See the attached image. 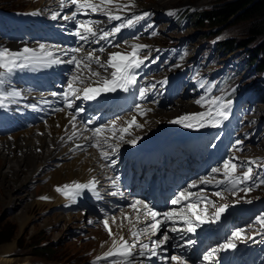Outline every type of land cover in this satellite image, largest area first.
Returning a JSON list of instances; mask_svg holds the SVG:
<instances>
[{
	"label": "rangeland",
	"instance_id": "obj_1",
	"mask_svg": "<svg viewBox=\"0 0 264 264\" xmlns=\"http://www.w3.org/2000/svg\"><path fill=\"white\" fill-rule=\"evenodd\" d=\"M139 1L143 3L141 5L143 7L154 8L153 3H167L168 8L178 6L177 9L185 10L184 14L189 13V16H191L189 18L190 22L186 25V28L183 32L178 31L176 32V35L187 39L192 50L198 47V53L201 54L203 52L202 54L206 58L211 56L212 60H210V63L212 65H216V71L224 68L222 77L217 83L214 84L209 96L226 97L231 93L228 98H232L238 96L242 92L243 95L240 101L245 103V108H250L245 116L248 118L255 117V120L258 122V126L263 127L262 130L257 132L247 131L248 134H246L244 138L239 139V135H233L242 126V115L240 116L242 111L238 106L234 112L235 117L231 116V119L225 120L219 127H215L218 133L213 136L212 140L208 144L203 142L201 143V146L198 150V155L196 157V165H199V167H219L222 165V161L225 158H229L231 156H238L242 162L255 160L257 164L264 165V145L260 147L261 143L264 144V121L262 118L260 119L259 115V113L264 112V72H258L252 65H250V62L247 61V51H242L243 49H237L233 52H223L217 48H212L210 44V42L222 37H226L227 35H229V37L241 38L245 24H229L225 27L216 26L215 29H217V31H214L213 35L206 37L205 34L212 29L208 27L195 26L193 24V15L197 12H202L204 10L213 8L222 0ZM34 6L35 4H23L20 2V0H0V11H21V9L25 10L27 7L31 8ZM163 11L164 10L160 11V13H163ZM16 15H19L17 17V22H10V27L6 29L12 33V36L15 35L14 33L20 32L24 26L23 16H21L19 13ZM178 17L184 18V15L179 14ZM14 26H16L15 29H13ZM163 26L164 25L160 23V29L163 28ZM171 39L172 37L168 38V40ZM10 41L11 39L9 37H2L0 35V46H10L12 45L10 44ZM15 46L19 47V45ZM249 48H251V46H249ZM173 54L181 55V51H174ZM102 78L103 77L97 79ZM7 80H9L11 86L6 87V90H10L11 87H14L22 92L20 97L15 98L14 101L10 102V109L12 111L19 110L20 116L18 117V120H23L28 115V113L33 110L32 105H34L33 101H29L30 97L25 98V96L28 95L27 91L30 89L31 79L27 75H18L16 77L10 76L7 78ZM222 90H225V92H221ZM135 97H138V92H136ZM184 97L189 100L191 99V96L189 95H184ZM231 101L233 106H235V101ZM136 104L137 103H134L132 111L127 113L125 118L135 116L136 120L140 124H143L142 128H137L139 130L138 133L141 135V131L149 125L159 128V124L156 123L154 116L155 109L159 105L158 100L153 98L149 101L143 100L139 102V104H141L144 109H151V111L146 112L145 115H140L137 112L135 109ZM184 105L188 108V110L193 109V107L189 105L188 101H185ZM103 109L98 112V115L101 114ZM171 110L173 109H169L167 111L170 112ZM205 110L206 108H204L203 111ZM167 111L164 112V114L168 113ZM177 111L180 113L182 110L177 109ZM36 115L37 116L28 118L27 122H34L37 121L38 118H43L42 114L39 112H37ZM167 116L172 115L169 114ZM112 120L113 119L107 118V120L102 122V124L109 125L111 124ZM256 121L252 119V122ZM24 124L25 123L20 124L18 126L20 128L18 129H29L33 127L34 131L37 132L36 127L42 126L47 128L48 132H51L48 128V125H50L51 122H46L45 120H43L42 123H37L35 125ZM9 131V128L1 129L0 135L2 136L0 137L11 138L12 134L20 132L21 130H13L8 133ZM212 131V129L209 130V135ZM237 140H243L242 145L239 146L242 148L241 151H237L236 147L234 146ZM36 152H40L38 147ZM117 153L112 155L111 159L115 160L117 158ZM189 157H191V155ZM14 158L15 159L11 157L9 160H0V173L7 172L10 174H8V179L5 181H2L0 178V236L5 238L9 237L7 240L0 242V251L2 248H9V244H13L12 252L8 257L14 258V264H92L97 256L102 257L103 254L107 252L112 246V238L109 236L108 231L104 228L102 222L103 219L107 217L111 222V226H116V223H112L111 218L113 216L118 218L120 215V217H122L124 212L129 211V204L134 200H137V197H125L124 194L123 197H125V199L121 198V196H118L119 198H117L115 202L111 203L109 199L112 198V194L103 196L104 193H102L101 197L102 199H105L104 201H102L101 198L100 201H97L93 197L90 198L87 196L86 199H84L88 200L86 202L80 199L75 198V200H73L70 198L68 201L64 202V204L53 205L43 204L40 199L39 201L35 200L36 202L33 204L35 193L40 195L43 192L46 193L50 191L49 189H51L53 175L57 171V168L62 165L63 161H60L59 164H55L54 162L48 165L43 164V171L38 179L35 181L28 180L25 184L21 185V183L24 181V178L31 174V168H26L25 171L20 174L19 179L10 178L13 173L11 169L18 168L17 159H20L16 157ZM189 159L191 158H188V160ZM247 166L248 165L245 164L244 167L240 168L238 171L242 173L247 169ZM108 169L110 171L112 167ZM139 178V182L143 180L140 176ZM120 179L121 177L119 178V182L121 181ZM144 179L146 180V178ZM260 180H264V167L253 166V179L246 182L245 184L240 185L239 188L236 189L235 196L231 191L228 190L227 185H224V192L226 195H229L230 204L231 202L235 203L234 199H241V197H244L242 203H246V205H248L251 209L250 211L243 214H241V211L237 210V213L239 214L237 216L238 225L240 227H247L249 230L261 233L259 240L261 241V247H264V232L261 231V226L255 222V218L261 213H264V184H260L259 187L255 186L259 184ZM119 182L117 181V183ZM143 182L145 181L143 180ZM119 184H121L124 188V192L126 191L125 187L129 186L128 182L122 184L121 181ZM53 186V189H55L56 185ZM98 186L99 188L102 187V189H105L104 185L98 184ZM248 187H251L252 189L250 192L243 191V189ZM111 193H113V191H111ZM126 195L128 194L126 193ZM138 199L146 201L149 204L148 199H142V194L139 195ZM255 199L257 202H254ZM248 201L251 202L249 203ZM103 202H105V204H103ZM86 203H88V205ZM100 203H102V205H100ZM98 204L99 208H109V205H112V213L110 210H107L108 212H104L105 215H102L93 206ZM119 206L122 207L123 211H120ZM248 214L252 215L247 216ZM131 216L132 218L134 217L133 214H131ZM26 217L28 218L27 222L23 225V227H21L22 221ZM89 221H92V223H89ZM117 226L119 227L118 224ZM125 226L123 228L124 230H126ZM164 231L165 229L162 228L161 234ZM35 245L47 246L49 256L45 258L32 255V252L36 251ZM171 246L172 245L169 240L166 245L158 250V256H161V258L157 256V259L160 261L163 260L165 264H168L169 262L165 261L163 257L173 254V251L170 249ZM165 248L167 249L166 252L163 250ZM111 259L113 258L110 257V260ZM115 259L120 258L115 257ZM106 260L107 259H102L98 261L97 264H110V260L108 262H106ZM157 264L161 263L158 261Z\"/></svg>",
	"mask_w": 264,
	"mask_h": 264
},
{
	"label": "snow or ice",
	"instance_id": "obj_2",
	"mask_svg": "<svg viewBox=\"0 0 264 264\" xmlns=\"http://www.w3.org/2000/svg\"><path fill=\"white\" fill-rule=\"evenodd\" d=\"M134 0H58V7L62 11L65 8H73L74 10L70 15H64L61 17V11H52L51 18L53 20L62 18L64 20H74L75 29L73 35L78 37L79 41L87 44L89 42L94 44H100L101 41H107L112 44L113 39L124 28H131L139 21L144 20L150 15L148 12H143L140 15H133L130 18H126L122 13L130 12L134 8ZM102 14L107 18L109 22L119 21L110 29H104L98 27L102 21L79 20L76 19L78 15ZM32 15L39 14V10L31 13ZM170 15L172 13H169ZM152 24H148L147 28H152ZM147 30V29H146ZM156 31H152L151 35L155 36ZM127 44V41H124ZM115 47H119L116 44ZM149 46L141 43H134L131 45V50L126 52L114 51L108 54L106 62H102L101 57L97 55V52H104L105 48L100 46L94 48L92 51L86 52L84 55H79L84 51L83 45L73 47L67 50L58 49L57 52L50 51L44 44L39 45V49L42 55H37L36 50L27 46L23 47L20 51H11L9 48L0 49V107L6 106V101H14L22 95V92L14 87L10 90H5L4 85L7 82V78L10 77L15 71L21 69H42L50 68L59 64H70L74 67V72L69 79L66 89L60 93L63 97L64 108L58 109L64 111L65 108L70 110L71 118L69 124L73 128V132L68 136V140H72L77 135L76 121L83 108L75 106V101L94 100L97 99L102 93L116 92L118 90L128 92L130 89L135 88L138 91L139 98L145 100L151 90L155 88V85L150 87L138 86L139 73L138 69L145 66V62L149 60L148 56H141L140 53ZM63 52V56L70 57L67 60L63 59L59 52ZM155 63V60L151 61ZM95 63L102 69H112L111 78L104 76L102 79H97L93 83L99 86L78 87V84H84L85 80H91V78L101 77V72L94 70L92 64ZM161 83H166L162 81ZM204 87L203 84L200 85ZM211 87L207 89V92H211ZM53 96L58 95L53 93ZM196 104L205 107L203 112H196L190 114H184L171 121L172 123L182 124L186 128L200 129L205 127H219L223 121L227 120L230 115L231 100L224 99L223 96H201L195 101ZM33 108L36 105H32ZM135 109L140 115H145L146 112L151 109H144L141 104L137 103ZM92 120L89 119L85 122L84 128L86 131H90L91 135L84 137L86 140L94 141L93 147L99 150L100 158L108 161L107 164H102V168H111L115 165L116 161L111 159V156L118 152L121 141L125 140L126 135H130V129L142 128L143 124H140L136 117L133 116L130 121L127 122V126L120 128L116 127V121L113 120L111 125H102L92 129H88L87 125L91 124ZM59 126V125H58ZM110 132L111 135L105 133ZM63 139V137L61 138ZM140 138L127 140V143L135 144ZM243 141L237 140L235 147L237 151H241ZM107 146L111 151L105 150L103 147ZM77 147H81L77 145ZM247 164V169L240 173L238 170L243 168ZM253 166L264 167V165L257 164L255 160L252 161H240L238 156H231L225 158L222 161V165L219 167H213L210 170L209 175L220 177L215 180L218 185H227L228 190L232 194L236 195V189L240 185L245 184L253 179ZM111 179L112 187H116L119 177L109 178ZM98 181L95 177L88 180L86 183L73 181L71 184H64L63 186H57L56 191L62 193L66 197H71L73 200L79 196L84 190L91 191L97 198H100V193L97 190ZM213 180L208 177H203L199 181H193L188 185V189L179 191L175 194V198L171 199L170 203L174 206L185 204L184 207H173L163 213L157 211L154 206L148 204L142 200H134L129 204V208L135 213V221H133L130 214H124L119 220V227L123 229L124 222L127 221L128 233L131 239L126 238L123 234L117 237L113 232L109 223V219L105 217L103 219L104 228L108 231L111 239L112 246L103 256H97L92 264H97L102 259L110 260V264H146L147 260L159 255L160 250L166 245L171 237V233H195L197 228L201 227L205 223H213L218 221L222 214L229 207L228 205H220L216 207L215 202L210 200L207 196H193L190 189L197 187L198 184H211ZM260 184H264V180H260L259 184L255 185L259 187ZM252 189L248 187L243 189L245 192H250ZM116 195L115 192L110 193ZM215 196H221L222 192L217 191ZM41 199H50L49 197H40ZM195 199L198 203H190ZM244 199V197H241ZM239 202V201H237ZM249 203L251 201H248ZM200 203H203V210L201 212ZM211 204L215 211L211 213V219H206L209 216L208 205ZM141 214L143 220H141ZM113 224L117 223V218L112 217ZM255 222L261 226V231L264 232V213H261L255 218ZM92 223V221H89ZM184 225V227H177L176 225ZM140 225H143L142 227ZM164 225L169 227L161 234V229ZM159 238L152 239V237ZM246 236V230L237 229L232 231L230 236L225 239L223 244L219 245V249H235L237 240H242ZM147 240V242H146ZM194 243L193 240H184L182 244L175 245L177 248L188 247ZM165 252L167 249H163ZM217 249H211L203 255L204 261H212L214 259ZM143 259L137 260L136 257ZM119 257L120 259H115ZM163 259L169 264H187V261L182 255L165 256Z\"/></svg>",
	"mask_w": 264,
	"mask_h": 264
},
{
	"label": "bare ground",
	"instance_id": "obj_3",
	"mask_svg": "<svg viewBox=\"0 0 264 264\" xmlns=\"http://www.w3.org/2000/svg\"><path fill=\"white\" fill-rule=\"evenodd\" d=\"M139 4L142 5L143 3L141 1H139ZM153 7L155 8V10H158L160 12L162 10L168 9V4L167 3H162V4H154L153 3ZM57 23L59 25H61V24H63V20L59 19V21ZM53 26H56V23L53 22ZM38 33L49 34V31L46 28H43V30L41 32H38ZM15 41L16 40H14L12 42L10 41V43L13 45H19V47L17 49L12 50V51H20L25 46L33 49L31 44H27V43L18 44ZM40 53H41V51H40ZM22 70L24 72H26L28 75H30V77L33 79L34 83L37 86H39L42 90H45L44 92H42L40 90L38 93H41V95H43V97L46 98L45 99L46 102H49V101L51 102V100H49V99L51 98V95L53 93H57V94L62 93V92H56L55 90L51 89V87H53V86H60V82L56 80L57 76L54 75L52 72H49L46 68L22 69ZM90 84L91 83H88L84 87H87ZM77 86L79 87V84ZM91 86L96 87V85H93V84H91ZM128 95H129V93H125L124 91H116V92H109L108 97H104L103 93H102L97 99L90 100V101L92 102V105H93L92 108L99 107L103 102H106V103L110 102V105H114L117 102V100H119V99L121 101H123L126 105H129L130 102L125 100L129 97ZM60 99H61L62 104L57 105L55 107L49 106L48 108H40L38 111L43 116L42 119L38 118V120H41V122H39V124L42 123L43 120H45L46 122H51V124L48 125V128L50 129L51 132H48V129L45 127L38 126V127H36L37 132L34 131L33 127H31L29 129H26V130L12 134L11 138L0 137V160H6V159L9 160L11 157H13V159H15L14 157L20 158V159H17L18 160L17 161L18 162V168L11 169L13 173H12V176L10 178H14V179L18 178L19 179L20 174L22 172H24L26 168L30 167L31 168V174L30 175L32 176V178L30 175L26 176L24 178V181L21 183V185H23L28 180H34L35 181L36 179H38L40 177V175L43 171L42 170V168L44 166L43 164L48 165L52 162H54L55 164H57V163L59 164L60 161H63L62 165H60V166L58 165L59 167L57 168V171L56 172L54 171L55 173H54L52 181H51V189H49L50 191H48L46 193L43 192L40 195H37L35 193L34 198H33L34 199L33 204L36 202L35 200L39 201L41 199L40 197H49L50 198V199H41L40 201H42L43 204H53V205L64 204V202L68 201L71 197H66L62 193L57 192L56 188L53 189V187H54L53 185H56V187L57 186H63L64 184H71L73 181L86 183L88 180H90L93 177H95L96 180L101 178L99 181H103V182H105V184L109 183V186H110L109 189L111 191L115 192L116 190H118V192H115V193H123L122 188L112 187L111 179H109V178H111V175L109 174V172L102 173L99 176L96 175L97 173L102 172L104 170V168L101 167L98 170L97 164L95 163V156H94L93 152L90 150H85L89 144L88 142L87 143H80V142H78L77 137H76L75 143L70 142L69 146H71L72 148H76L79 151H85V152H82L80 155L77 154L75 157H72V158H68L69 154H70L69 152H67L68 148L60 147L61 142L58 141L60 134L62 132H65L66 134H68V136L72 134V133H69L68 131H66L64 128V125L69 124V120L71 118L72 113L66 108L64 111L58 110V109L64 108L63 97L61 96ZM82 100L85 101L84 99H82ZM76 102L77 101H75V106H76ZM106 107H107V109H109V105H107ZM234 107L235 106H233V104H232L230 113L233 111ZM178 112L179 111H177V109H173L170 112L166 113L165 115H169V114L175 115ZM85 115H86L85 111L81 112L79 114L77 120H80V121L85 123V121H84ZM259 115H260V119L262 118L264 121V116H263L264 112L259 113ZM8 116H9V114H8V110H7L6 106L0 107V120H3L4 118H6ZM34 116H37V115H34ZM34 122H36V121H34ZM31 123H33V122H30V121L25 122V124H31ZM24 125H21V126H24ZM18 128H20V127H18ZM200 131L201 130H199V132ZM38 133H40V134H38ZM211 133H213V131ZM181 137L182 136L179 137V141H180ZM192 139H194L193 136L187 138V141L192 140ZM147 141H149V140H147ZM74 144H76V146H74ZM161 144L162 145L160 146V148L163 149L164 151H166V154L164 155L163 160L160 163L158 162L159 168L157 170H159L160 168H161V170H168L170 167L169 159L172 157V154L174 155V157H176L179 154H178V152H175V153L173 152L172 146L174 144V139H173L171 134H169V133L165 134L162 138ZM77 145H80L81 147H77ZM263 145L264 144L261 143L260 147H262ZM132 146L137 150L134 153L135 157L136 156H146L149 153L148 148L142 147V150H140V148L138 146H135V145H132ZM132 146L128 147L127 150L123 154V157H124V159H126L127 163H130V161H131ZM37 147L40 149L39 153L36 152ZM155 155L157 158H159V153L157 151L155 152ZM192 157L193 156L191 155V157H189V158L192 159ZM147 159L149 160V163L157 164L155 159H153V158H147ZM191 159H189L188 161H185V163L187 164V166L189 168L193 167L192 163H190ZM130 166H131L130 164L127 165L128 168ZM163 167H165V169H163ZM176 167L179 168V170H180V169L185 168L186 165L185 164H183V165L177 164ZM96 170H98V172H96ZM8 174L9 173H7V172H5V173L1 172L0 173L1 180L5 181L6 179H8L7 178ZM118 182H119V180H118ZM132 184H137V182L134 181ZM100 189H102V187ZM100 189L98 188V185H97V190L99 191L100 198H101L102 193H104L103 195H105L106 191L105 190L101 191ZM131 191L133 192L132 195L134 196L135 186L132 187ZM87 196H89L90 198L93 197L97 201L101 200L100 198H97V196L94 195L91 191H88V190H84L79 196L76 197V199H80V200L83 199L84 200V199H86ZM158 201H159V199H156L154 201V203H157ZM245 206H246V204L236 203L233 205V209H236L238 211H242L243 208H245ZM109 210L112 212L111 208ZM129 213H130V210L125 212V214H129ZM120 216H118V218H117L116 226H113V227L111 226L112 228H114L112 230L114 233H116L117 237L119 235H121V233L124 230V229H121L120 227L117 226V224L119 225V220L121 218ZM27 219H28L27 217L23 219L21 227H23V225L27 222ZM109 223H111L110 220H109ZM126 223H127V221L124 222V226L126 225ZM179 227H182V226H179ZM125 237L130 238L129 234ZM12 246H13V244H9L8 245L9 248H2V250L0 251V264H14V262H15L14 258L8 257L9 254L12 252Z\"/></svg>",
	"mask_w": 264,
	"mask_h": 264
},
{
	"label": "trees",
	"instance_id": "obj_4",
	"mask_svg": "<svg viewBox=\"0 0 264 264\" xmlns=\"http://www.w3.org/2000/svg\"><path fill=\"white\" fill-rule=\"evenodd\" d=\"M238 23L245 24L242 37L221 40L217 43V49L223 52L243 49L247 51L250 65L264 72V0H222L213 8L193 15V24L197 27L214 29L216 26ZM210 35H213L212 31L205 34L206 37ZM8 238L0 236V242ZM47 248L45 245H35L36 251L32 255L47 258Z\"/></svg>",
	"mask_w": 264,
	"mask_h": 264
}]
</instances>
